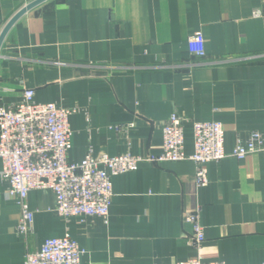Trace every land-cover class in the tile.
I'll return each mask as SVG.
<instances>
[{"label": "crops", "instance_id": "0c3cea01", "mask_svg": "<svg viewBox=\"0 0 264 264\" xmlns=\"http://www.w3.org/2000/svg\"><path fill=\"white\" fill-rule=\"evenodd\" d=\"M26 1L0 0V32ZM196 31L203 56L188 50ZM25 88L37 102L75 109L70 161L89 150L159 154L174 112L186 119L185 153L193 152V122L219 121L227 155L206 163L201 186L189 159L143 161L112 177L107 223L65 220L51 189L31 190L27 234L17 232L20 207L0 177V264H23L26 253L67 231L85 251L80 264H171L197 255L264 264V148L231 155L250 131L264 141V0H45L13 23L0 48V105L20 101ZM197 207L199 249L184 219Z\"/></svg>", "mask_w": 264, "mask_h": 264}, {"label": "built area", "instance_id": "2783aa9c", "mask_svg": "<svg viewBox=\"0 0 264 264\" xmlns=\"http://www.w3.org/2000/svg\"><path fill=\"white\" fill-rule=\"evenodd\" d=\"M33 0H27L26 4ZM191 54H205L204 37L196 31L187 40ZM34 90L25 88L20 101L0 105V177L6 183V196L20 207L17 232L32 230L34 211L27 202L34 189H51L55 196L54 211L65 220L80 217H100L108 222L113 196L112 177L136 168L143 161L166 162L189 159L196 165L195 184L205 185L208 177L206 163L226 157L225 129L219 121L193 122V152L184 151L185 118L172 113L162 127L159 154L136 155L130 152L117 156L103 154L94 157L89 150L78 162L68 159L72 129L69 123L74 108L53 102L40 103ZM132 124L128 125L131 127ZM118 129V128H117ZM264 148L263 136L250 131L245 139L237 137L231 155L243 159ZM192 225L190 244L197 249L204 240V228L199 221V208L184 216ZM67 231L60 237L46 239L36 251L26 253L23 264H80L84 253ZM171 264H225L203 261L197 255Z\"/></svg>", "mask_w": 264, "mask_h": 264}, {"label": "water", "instance_id": "95a60500", "mask_svg": "<svg viewBox=\"0 0 264 264\" xmlns=\"http://www.w3.org/2000/svg\"><path fill=\"white\" fill-rule=\"evenodd\" d=\"M45 0H33L29 2L28 4L24 5L21 7L4 25L3 29L0 32V48L3 43V40L5 38L6 33L8 32L9 28L13 25V23L22 15L24 14L27 10L31 9L32 7L42 3Z\"/></svg>", "mask_w": 264, "mask_h": 264}]
</instances>
